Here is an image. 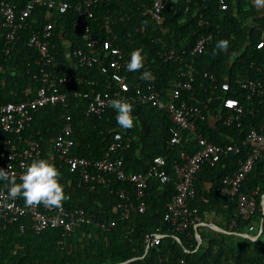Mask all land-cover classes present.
I'll return each mask as SVG.
<instances>
[{
	"label": "trees",
	"instance_id": "trees-1",
	"mask_svg": "<svg viewBox=\"0 0 264 264\" xmlns=\"http://www.w3.org/2000/svg\"><path fill=\"white\" fill-rule=\"evenodd\" d=\"M9 1L22 8L30 0ZM64 1L71 3L80 0ZM225 2L227 8L224 10L221 9V0L168 2L160 22L153 17V0H106L98 4L95 9L98 21L93 25L95 33L102 39L108 37L124 51L123 75L132 88L131 93L139 88L148 94L149 86L161 93L162 104L139 100L133 103L135 126L129 130L117 124V113L112 107L100 116L87 114L91 98L86 97L85 93L102 89L103 86L80 84L76 77H92L104 84L110 79L100 72L98 66L89 70L74 68L73 58L66 55L69 50L86 47L83 31L73 26L77 12L64 10L58 5H38L27 27L18 32L17 40L8 54L4 51L6 30L0 29L2 105L37 95L41 86L40 67L36 63L39 54L28 45L29 36L33 29L43 27L47 22L46 16L54 25L50 40V49L56 58L53 69L74 75L71 84L61 86L63 91L68 92V106L54 104L39 108L25 135L37 136L42 148L41 158L53 162L61 172V182L69 196L62 206L68 210L80 208L85 214V220L68 233L61 228L35 232L29 216L6 228L0 226V264H262L264 229L256 240H251L238 234L224 235L210 229L212 235L207 236L203 232L205 227L199 226L197 230L203 243L198 249L195 224L188 231L169 232L164 216L168 202L177 193L174 182L163 184L158 175H152L146 192V208L140 212L141 200L130 183L108 173V185L84 183L78 170H73L57 157H51L55 139L67 124H71L73 155L92 161L106 157L122 159L127 175L147 172L157 165L155 160L162 157L165 165L161 169L172 174L173 165L184 162V154H193L199 149L196 135L187 130L180 131L179 143L172 144L170 141V128L174 121L167 104L172 99L173 86L179 80L191 77L187 75L189 70L193 73V87L183 94L181 100L197 108V134H202L215 144L240 145L252 130H260L264 125V95H250L236 85L235 80L251 77L259 79L264 87V46L257 47L259 42H264V7H256L253 0ZM107 16L112 22L110 33L98 25ZM203 34H212L210 43L202 52L191 54L189 51ZM221 39L229 41L226 51L215 49L217 41ZM137 48L143 49L144 67L139 71H129L127 64L132 51ZM170 49L187 50L188 53L167 59L165 53ZM144 71H149L152 78L144 79ZM212 76L215 80H212ZM225 81L231 83L228 91L222 89L221 84ZM75 92L81 95L76 96ZM227 96L238 98L246 110L239 123L229 126L223 121L229 114L224 105ZM115 132H121L125 139L131 138L129 145L116 153L109 150ZM8 137L6 132L0 130V151L5 149ZM243 158L242 154L230 153L216 164H203L193 181L195 195L188 205L198 208L199 222H207L213 216V220L220 219L219 224L227 230L256 235L264 220V151L242 183L243 191L256 192V208L249 219L240 217L236 197L224 196L220 191L225 177L237 170ZM1 189L9 190L8 182L0 180ZM123 189L126 190L125 201H131L136 206V210L125 219L121 218L124 210L120 192ZM234 220L237 224L230 227ZM112 221H116V224L109 230L99 226L100 222ZM149 233H161L164 237L160 243L148 248L145 237Z\"/></svg>",
	"mask_w": 264,
	"mask_h": 264
},
{
	"label": "built area",
	"instance_id": "built-area-1",
	"mask_svg": "<svg viewBox=\"0 0 264 264\" xmlns=\"http://www.w3.org/2000/svg\"><path fill=\"white\" fill-rule=\"evenodd\" d=\"M106 0H80L79 2L67 3L64 0H30L22 8H18L17 4L2 0L0 2V29L6 30V41L4 51L8 54L15 41L18 32L27 27L29 19L34 9L38 5H46L54 7L58 5L64 10H73L78 13V17L74 20L73 26L76 30L83 31L86 37V47H77L69 50L66 55L72 60V66L76 69L83 68L89 70L98 66L100 72L106 74L110 81L106 84L92 77L77 76L78 83H87L93 87L103 86L102 89L92 90L85 93L86 97H90L88 102L87 114L102 115L111 108L110 101L113 99H125L133 103L139 101H152L154 105L162 104L161 93L153 86H149V92L146 94L137 88L131 93V86L123 75L124 51L115 46L108 37L100 38L94 30V22L97 23L98 18L95 12L98 4ZM178 0H153V17L160 22L163 19V11L168 2H177ZM191 1V0H189ZM227 3L221 0V9H226ZM47 21L42 28L32 30L29 36L28 45L38 51L36 63L40 67L41 86L34 98L23 101H9L0 105V130L6 132L9 137L5 141V149L0 151V168L9 169L10 175L19 176L25 171L26 167L33 159L41 158L42 148L37 136H26L25 132L33 121L34 113L41 107L54 104H63L68 106V92L63 91L62 84H71L74 81V75L62 74V72L53 69L56 62L55 55L50 49V40L53 36V23ZM112 22L107 16L101 25L102 28L110 33L112 30ZM212 34H203L195 44L194 48L189 51L191 54L202 52L210 43ZM264 46L261 41L257 44L258 48ZM188 53L187 50L177 51L170 49L165 53L167 59L178 58L181 54ZM191 77L189 79L179 80L172 88V99L168 101L167 108L174 121L171 126V143L177 144L181 140L180 131L187 130L195 134L199 144V149L193 154H184V162L173 165V173L166 169H161L165 165L162 157L157 158L156 164L147 172H136L130 175L125 173L122 159H114L106 157L92 161L86 157L76 156L71 153L73 141L70 138L71 124H67L65 128L55 139L52 146V158H59L67 163L73 170H78L81 181L84 183L98 182L108 185L110 181L106 173L115 175L118 179L130 183L134 189L136 196L141 200L139 211L143 212L146 208V192L150 177L154 174L158 175L161 183L174 182L176 184L177 193L173 200L167 204V212L164 220L168 223V231H188L190 226L200 221L199 210L197 207H190L188 202L194 197L193 181L197 177V173L201 171L203 164H216L224 156L234 153L244 155L240 159V165L232 174L225 177L220 187V191L224 196L237 198L238 211L242 219L250 218L256 208V192L247 193L242 190V183L247 179L252 171L257 159L264 151V125L260 130H252L246 139L240 145L225 144L219 145L208 141L202 134H197V125L195 122V111L197 108L189 106L186 101L181 100L183 94L190 91L193 87V73L191 70L187 72ZM215 80V77H211ZM102 83V84H101ZM236 85L248 91L250 95L261 97L264 95V87L259 79L255 78H237ZM222 89L228 91L231 89V83L225 81ZM76 96H80V92H75ZM224 105L229 110L223 121L226 125L239 123L246 110L238 98L227 96L224 99ZM131 142V138H124L121 132L114 133V141L111 143L109 150L117 152L123 147H127ZM123 143L125 145H123ZM123 200L121 206L123 208L122 219L127 218L136 206L131 201H125L126 190L120 192ZM29 216L31 220V228L35 232H41L48 228H61L65 233L71 232L77 224L85 220L84 211L80 208L72 210L61 207H46L43 204L38 206H27L22 197L12 198L8 195V190H0V222L1 227L6 228L9 224L19 221L22 217ZM116 224L112 222H100L99 226L105 230L111 229ZM237 221L234 220L230 227H234ZM253 229V226H250ZM163 234L149 233L145 237L148 246L160 243ZM264 264V261L262 262Z\"/></svg>",
	"mask_w": 264,
	"mask_h": 264
},
{
	"label": "clouds",
	"instance_id": "clouds-1",
	"mask_svg": "<svg viewBox=\"0 0 264 264\" xmlns=\"http://www.w3.org/2000/svg\"><path fill=\"white\" fill-rule=\"evenodd\" d=\"M256 7H264V0H253ZM229 41L221 39L217 41L215 49L226 51ZM144 67L143 49L137 48L132 51L131 58L127 64L129 71H139ZM144 79H151V73L144 71ZM110 106L116 110L117 124L125 130L135 126L133 116V105L125 99H113ZM61 172L56 165L46 158H37L26 167L19 176V182L15 175H10L9 169L0 168V180L9 184L8 195L12 198L22 196L25 204L29 207L43 204L46 207H61L63 202L69 199L65 186L61 182Z\"/></svg>",
	"mask_w": 264,
	"mask_h": 264
},
{
	"label": "crops",
	"instance_id": "crops-1",
	"mask_svg": "<svg viewBox=\"0 0 264 264\" xmlns=\"http://www.w3.org/2000/svg\"><path fill=\"white\" fill-rule=\"evenodd\" d=\"M208 187H210V185L207 183L206 184ZM220 219H217V220H213V216H210L209 218H208V221L207 222H197L196 224H195V227H196V229L199 227V226H203V227H205L204 228V230H203V232L207 235V236H209V235H212V233L210 232V230H214V231H216V232H218V233H222V234H226V235H229V234H231V233H229V231L230 230H227V229H225L223 226H221L219 223H220ZM210 229V230H209ZM225 230V231H224ZM196 232H197V238H198V244H200V246H201V244L203 243V238H202V236L198 233V230H196ZM243 237H245V236H243ZM199 238L202 240L201 241V243H200V240H199ZM245 238H247V237H245ZM199 246V247H200ZM198 247V245H197V248L196 249H198L199 248Z\"/></svg>",
	"mask_w": 264,
	"mask_h": 264
},
{
	"label": "water",
	"instance_id": "water-1",
	"mask_svg": "<svg viewBox=\"0 0 264 264\" xmlns=\"http://www.w3.org/2000/svg\"><path fill=\"white\" fill-rule=\"evenodd\" d=\"M262 208H263V212H264V195L262 197ZM263 229H264V220H262L261 224H260V230L258 232V234L256 235H253V234H250V233H240V232H234V231H229V233L231 234H238V235H241V236H245L251 240H256L263 232ZM197 230V229H196ZM225 231V230H224ZM179 240L180 243H182L181 239L180 238H177ZM200 240V243H201V239L199 238ZM200 246V244H198V247ZM150 246H148L149 248ZM131 261V260H129Z\"/></svg>",
	"mask_w": 264,
	"mask_h": 264
}]
</instances>
